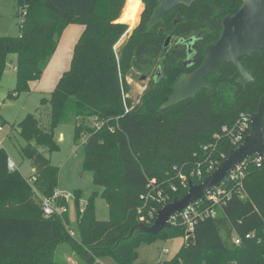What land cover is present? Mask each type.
I'll return each mask as SVG.
<instances>
[{
  "label": "trees",
  "instance_id": "obj_1",
  "mask_svg": "<svg viewBox=\"0 0 264 264\" xmlns=\"http://www.w3.org/2000/svg\"><path fill=\"white\" fill-rule=\"evenodd\" d=\"M241 1L196 0L177 5L147 31L157 1L142 0L138 25L116 49L128 29L118 20L128 0H17L20 34L0 36V74L9 54H16L15 93L30 91L29 83L41 77L67 25L81 24L84 29L73 47L69 68L48 92V124L34 114L18 123L25 141L21 152L32 168L28 179L18 169L7 167L8 156L0 147V264H61L54 258L60 244L85 264H100L96 258L102 254L112 255L117 264H131L139 241L151 244L180 236L185 238L180 249L160 264H264V160L257 167L248 159L242 188L245 196L234 190L216 207L215 216L197 219L190 235L177 222L157 234L134 231L129 236L132 226L143 223L146 209L140 195L149 185L160 189L166 202L183 196L189 180L199 183L206 176L198 178L193 171L210 158L220 162L228 155L233 146L227 133L241 113L255 111L257 100L264 98L262 49L241 58L246 69L254 70L255 85L241 88L235 83V67L223 62L211 75L213 90L202 89L195 97L160 110L173 92L185 55L180 48L163 46L166 33L159 27L171 28L174 11L180 12L178 34L197 32L203 37L195 48L197 66L205 44L218 36L222 17L237 10ZM158 64L166 71L165 78L153 81L134 103L125 95L130 89L126 76L133 68ZM89 118L97 125H89ZM68 121L74 122L75 141L87 133L83 166L102 188L100 196L110 210L107 220L95 218L97 192H93L83 210H78L79 239L70 233L67 211L47 216L35 196L51 198L58 189L59 168L39 147L56 150L54 128ZM180 174L187 178L186 185ZM57 201L67 205L65 200ZM222 226L227 228L226 237ZM233 234L238 242L228 243Z\"/></svg>",
  "mask_w": 264,
  "mask_h": 264
},
{
  "label": "rangeland",
  "instance_id": "obj_2",
  "mask_svg": "<svg viewBox=\"0 0 264 264\" xmlns=\"http://www.w3.org/2000/svg\"><path fill=\"white\" fill-rule=\"evenodd\" d=\"M140 1L142 11L143 3L142 0ZM124 4L126 3L124 2ZM17 11V0H0V36H18L20 34L19 20L16 15ZM140 13L137 18V25ZM122 37L126 41V33ZM119 46L116 44L115 48L117 49ZM68 59L70 62V55ZM6 66L8 67H5L0 74V123L3 126L0 136V147L4 149L8 159L16 163L15 168L28 179L32 173V168L29 159L21 152V146L25 144V141L19 134L18 123L28 114H34L36 117H40L41 123L48 124L50 94L48 92L41 93L31 88L30 91L15 93L13 90L16 87L17 81L16 54H9ZM155 68L156 65L143 67V69L139 70L133 68L126 76L130 89L125 95L130 97L134 103L139 102L144 91L153 83L152 76L154 75ZM161 73L163 74L164 71H161ZM11 92L13 94L10 95ZM87 123L89 125L96 124L94 118H89ZM54 134L57 149L49 151L47 147H39V150L49 158L51 164L59 168L58 190L68 195L67 217L69 229L72 236L79 239L81 233L78 227V210H83L84 202L93 192H97L94 194L93 199L95 218L107 220L110 217V210L105 199L100 196L102 188L93 183L92 172L83 166V142L87 133L81 134L79 139L75 141L74 122L68 121L57 125L54 128ZM77 192L79 195L76 194ZM35 196L40 202V196ZM221 231L223 237H226L227 228L222 226ZM234 238L236 236L233 234L232 238L228 239V243L234 241ZM184 239L183 236L163 240L158 239L151 244L139 241L132 252L133 259L131 264H160L161 261L169 260L180 249L184 243ZM135 255L136 257L134 258ZM54 258L61 264H85L78 260L75 253H70L67 246L63 244L56 247ZM96 261L100 264H117L115 258L110 254H102L96 258Z\"/></svg>",
  "mask_w": 264,
  "mask_h": 264
},
{
  "label": "water",
  "instance_id": "obj_3",
  "mask_svg": "<svg viewBox=\"0 0 264 264\" xmlns=\"http://www.w3.org/2000/svg\"><path fill=\"white\" fill-rule=\"evenodd\" d=\"M196 0H157L149 20L146 23L147 31L163 21V15L172 10L178 4L190 5ZM125 23V22H124ZM126 31L127 38L133 33L134 27L129 24ZM125 41L122 37L117 46ZM166 39L165 45L168 43ZM264 49V0H242L239 9L233 14H227L222 19V30L218 38L208 42L204 47V58L201 64L191 73L182 74L173 84V92L168 96L159 109L173 106L183 100L195 97L202 89L213 90V85L206 81V76L216 73L222 62H231L238 70L237 82L246 84L252 79L251 72L246 69L240 60L242 56ZM190 54V53H189ZM190 62V59L186 63ZM8 67V66H6ZM256 112H248L250 118V131L243 141L232 147L228 155L207 174L201 182L188 181L186 193L181 197H174L163 204L158 210L151 225L137 223L131 227L129 236L135 232L157 234L164 228H170V217L178 213L182 208L199 199H203L205 193L217 186L224 176L232 171L237 164L251 155L262 156L264 152V126L261 118L264 113V98L260 99ZM187 232L186 235H190ZM136 255L134 256V258Z\"/></svg>",
  "mask_w": 264,
  "mask_h": 264
},
{
  "label": "built area",
  "instance_id": "obj_4",
  "mask_svg": "<svg viewBox=\"0 0 264 264\" xmlns=\"http://www.w3.org/2000/svg\"><path fill=\"white\" fill-rule=\"evenodd\" d=\"M97 125V124H96ZM112 130V127H110ZM226 128L224 127V130ZM3 130V126L0 123V136L1 131ZM250 131V118L248 113H241L238 117L235 126L230 132L227 133L229 138V143L233 147L237 146L241 143L244 137ZM207 145L203 146V148L207 149ZM252 158L251 161L257 166H261L262 161L264 160V152L262 156L259 155H251L248 158L241 161L236 167L228 172L224 178L220 181V183L208 190L203 199H199L193 203L188 204L184 208H182L178 213L173 214L169 222L173 223H181L186 232H191L194 228V224L198 218L215 216L216 207H220L226 202V199L231 195V193L235 190L240 196H243L242 192L243 188V179L245 177V167L247 165L248 159ZM219 162L215 159H209L206 161L204 166H199L195 171L191 174L198 178L203 177V175L209 174ZM7 167L10 170L16 169V163L8 159ZM182 178L183 185H186L185 182L187 178L180 174ZM32 180L34 177L31 178ZM41 198V207L43 213L45 215H61L65 213L67 209V205L61 204L57 201V199L67 201L68 195L61 193L58 189L55 191L54 195L51 198L48 197H40ZM140 198L145 203L146 214L141 217V221L143 223L148 224L152 220L155 219L157 210L166 202V197L160 191V189L155 188L153 185H149V189L147 192L140 195ZM71 233V230H70ZM234 242L237 243L238 239L234 238Z\"/></svg>",
  "mask_w": 264,
  "mask_h": 264
},
{
  "label": "flooded vegetation",
  "instance_id": "obj_5",
  "mask_svg": "<svg viewBox=\"0 0 264 264\" xmlns=\"http://www.w3.org/2000/svg\"><path fill=\"white\" fill-rule=\"evenodd\" d=\"M157 1V0H156ZM158 4V3H157ZM241 4H242V1H241ZM241 4L239 5V7L241 6ZM179 5H184V4H178ZM239 7L237 8V10L239 9ZM176 8V6L174 7ZM173 8V9H174ZM172 9V10H173ZM172 10L166 12L163 17L165 15H167L169 12H171ZM237 10H235L234 12L232 13H227V14H233L235 13ZM225 14V15H227ZM224 15V16H225ZM223 16V17H224ZM222 17V19H223ZM222 19H221V29L219 31V34L222 30ZM139 21H140V18H139ZM182 21V17H181V14L179 11L175 10L174 11V17H173V25L171 28H166L165 26H160L159 29L160 30H163L165 31L166 33V36H165V39H164V43H163V46L166 48V47H172V48H180L184 51V58H182V63H181V71L179 70V74L178 76L176 77L174 83L177 81V79L182 75V74H185V73H191L193 70H195L202 62L203 58H204V55H203V58L200 62L199 65L196 66V61H195V57H196V46H197V43L201 40V38H203L202 36H200L197 32H191V34H189L188 36H181L180 34H178L177 32V29H176V25L179 24L180 22ZM139 23V22H138ZM159 24V23H158ZM157 25V24H156ZM218 34V36H219ZM218 36L216 38H218ZM169 37V41L168 43L165 45V42H166V39ZM215 38V39H216ZM214 40V39H213ZM212 41V40H211ZM210 42V41H209ZM208 43V42H207ZM206 43V44H207ZM205 44V45H206ZM205 47V46H204ZM190 53V54H189ZM244 57V56H242ZM241 57V58H242ZM240 58V60H241ZM190 59V62L186 63V66L184 65V63ZM164 60L161 59V63L163 64ZM223 63V62H222ZM221 63V64H222ZM228 63H231V62H228ZM232 64V63H231ZM233 65V64H232ZM234 66V65H233ZM235 67V66H234ZM219 68V67H218ZM236 71H237V76L235 77V83L239 86H241V88H245L248 86V84L250 83L251 85H255V82H256V76L254 75V70L253 69H248L251 74H252V79L250 81H248L246 84H242V83H239L237 82V78L239 77V73H238V70L237 68L235 67ZM161 71H164V73L162 74ZM218 71V69H217ZM165 70H163V67L161 64H158L156 65V68H155V72H154V75L152 76V80L157 82L159 80V78H165ZM214 74V73H213ZM211 74L207 75L206 76V81L211 83L210 80H211ZM147 76V75H146ZM144 76V77H146ZM232 79V76L230 77ZM224 79L227 81L229 80V77H227L226 75L224 76ZM173 83V84H174ZM261 99V98H260ZM257 100V103H256V109L255 111L253 112H256L259 108V104H260V101L261 100ZM248 112H252L250 109L248 110ZM264 115V113H263Z\"/></svg>",
  "mask_w": 264,
  "mask_h": 264
},
{
  "label": "crops",
  "instance_id": "obj_6",
  "mask_svg": "<svg viewBox=\"0 0 264 264\" xmlns=\"http://www.w3.org/2000/svg\"><path fill=\"white\" fill-rule=\"evenodd\" d=\"M134 3H141V1H131L128 8ZM83 29L84 26L81 24H69L64 28L57 47L45 66L41 77L38 80L29 83L31 89H36L38 92H49L52 90L51 88L55 87L60 75L66 70V68H69L70 62L68 56L70 55L71 58L73 47Z\"/></svg>",
  "mask_w": 264,
  "mask_h": 264
},
{
  "label": "bare ground",
  "instance_id": "obj_7",
  "mask_svg": "<svg viewBox=\"0 0 264 264\" xmlns=\"http://www.w3.org/2000/svg\"><path fill=\"white\" fill-rule=\"evenodd\" d=\"M133 6H134V10H133ZM127 9L128 10H126V12L121 17V20L123 22L128 23L129 26L132 28L137 23V18H138L140 11H141V3L131 4V6H129V8H127ZM118 20H120V19H118Z\"/></svg>",
  "mask_w": 264,
  "mask_h": 264
},
{
  "label": "clouds",
  "instance_id": "obj_8",
  "mask_svg": "<svg viewBox=\"0 0 264 264\" xmlns=\"http://www.w3.org/2000/svg\"><path fill=\"white\" fill-rule=\"evenodd\" d=\"M133 10H134V6H133Z\"/></svg>",
  "mask_w": 264,
  "mask_h": 264
}]
</instances>
